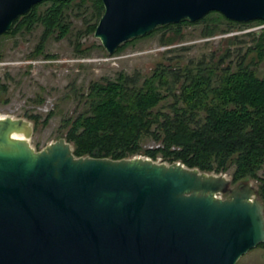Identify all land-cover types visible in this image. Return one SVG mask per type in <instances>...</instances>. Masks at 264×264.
I'll return each mask as SVG.
<instances>
[{
	"label": "water",
	"instance_id": "water-1",
	"mask_svg": "<svg viewBox=\"0 0 264 264\" xmlns=\"http://www.w3.org/2000/svg\"><path fill=\"white\" fill-rule=\"evenodd\" d=\"M41 1L0 0V35ZM102 1L94 34L109 53L212 10L264 20V0ZM32 131L0 115V264H236L264 241V200L251 180L178 160L76 155L65 136L35 149Z\"/></svg>",
	"mask_w": 264,
	"mask_h": 264
},
{
	"label": "trees",
	"instance_id": "trees-1",
	"mask_svg": "<svg viewBox=\"0 0 264 264\" xmlns=\"http://www.w3.org/2000/svg\"><path fill=\"white\" fill-rule=\"evenodd\" d=\"M44 1L51 4L39 12L38 6ZM72 1L43 0L20 15L5 33L31 29L41 21L44 30L37 46L41 51L44 40L54 30L60 29L61 36L68 32L63 14ZM90 7L87 25L88 31L94 32L104 3L90 0ZM220 14L229 22H236ZM189 21L183 18L158 25L146 35L160 27ZM134 38L123 42L117 51ZM256 48V58L262 60L264 41H259ZM169 96L172 101L168 108L160 106ZM86 102L85 109L64 122L65 137L73 142L76 155L121 158L144 153L217 173L231 170L233 183L251 177L259 180V193L264 200V175L259 173L264 165V74L259 75L250 63L242 61L233 68L199 61L179 70L161 65L142 81L121 72L115 78L91 81ZM145 137H151L157 145L144 147ZM258 246H264V241Z\"/></svg>",
	"mask_w": 264,
	"mask_h": 264
},
{
	"label": "rangeland",
	"instance_id": "rangeland-1",
	"mask_svg": "<svg viewBox=\"0 0 264 264\" xmlns=\"http://www.w3.org/2000/svg\"><path fill=\"white\" fill-rule=\"evenodd\" d=\"M50 4L51 1L41 2L38 11L43 12ZM207 14L204 20L160 27L136 37L114 53H109L100 38L88 31L90 0H73L69 4L63 14L68 32L61 36L60 29L54 30L44 40L41 51L37 50L44 30L41 21L31 29L1 34L0 115L27 119L33 128L29 142L41 149L65 136V118L88 106L86 93L93 80L115 78L124 72L142 81L161 65L179 70L199 61L233 68L245 61L263 75L264 58H256V45L264 41V22H229L220 12L212 10ZM171 98L160 106L168 108ZM142 144L157 145L151 137L143 138ZM139 154L144 155H135ZM227 173L231 176V170ZM259 173L264 175V165ZM246 180L259 183L252 177ZM219 195L226 196L227 192ZM237 263L264 264V246L250 249Z\"/></svg>",
	"mask_w": 264,
	"mask_h": 264
},
{
	"label": "built area",
	"instance_id": "built-area-1",
	"mask_svg": "<svg viewBox=\"0 0 264 264\" xmlns=\"http://www.w3.org/2000/svg\"><path fill=\"white\" fill-rule=\"evenodd\" d=\"M139 155H141V154H139ZM142 155H143V154H142ZM143 156L151 157V156H149V155H147V154H144ZM151 158H153V157H151ZM153 159L158 160V161L169 162L167 159H163L162 156H158L157 158H153ZM178 161H180V160H178Z\"/></svg>",
	"mask_w": 264,
	"mask_h": 264
},
{
	"label": "bare ground",
	"instance_id": "bare-ground-1",
	"mask_svg": "<svg viewBox=\"0 0 264 264\" xmlns=\"http://www.w3.org/2000/svg\"><path fill=\"white\" fill-rule=\"evenodd\" d=\"M15 136H23V134L22 133H17V134H15Z\"/></svg>",
	"mask_w": 264,
	"mask_h": 264
}]
</instances>
